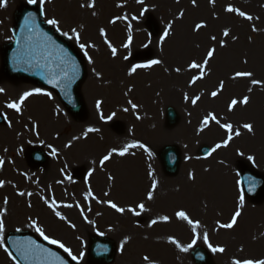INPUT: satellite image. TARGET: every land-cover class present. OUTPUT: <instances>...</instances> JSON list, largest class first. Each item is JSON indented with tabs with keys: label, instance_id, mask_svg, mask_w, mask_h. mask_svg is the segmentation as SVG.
Returning <instances> with one entry per match:
<instances>
[{
	"label": "rangeland",
	"instance_id": "obj_1",
	"mask_svg": "<svg viewBox=\"0 0 264 264\" xmlns=\"http://www.w3.org/2000/svg\"><path fill=\"white\" fill-rule=\"evenodd\" d=\"M89 2L94 3L93 8L81 7ZM26 5L40 9L39 2L28 0H6V6L0 8V89H3L0 115L6 120L0 126V160H3L0 181H4L0 187V220L4 223L0 257L7 264H16L4 251L9 233L28 232L43 240L32 226L34 221L45 235L59 240L78 257L73 260L62 248L50 244L76 264H89L88 246L93 237L115 243L116 255L111 264H149L143 260L144 256L150 258L151 264H193L190 254L195 248L204 249L214 264L264 260V197L259 201L248 199L239 184L242 165L264 177V83L252 85L250 78H232L236 71H251L253 78L264 81V0H214V3L196 0L195 6L192 0H144L143 4L137 0L46 2L43 23L77 51L84 65L79 92L85 113L78 119L66 112L53 92L2 75L1 51L12 42L15 13ZM228 6L252 19L225 11ZM142 9H147L143 16ZM133 16L137 19L133 20ZM53 18L59 21L58 25L46 23ZM149 20L154 23L157 35L150 34ZM170 23L169 35L161 41ZM197 23L205 27L194 30ZM72 28L79 32V41ZM100 29H104V36L100 35ZM225 30L230 33L228 37L223 35ZM129 35L132 42L125 48ZM212 36L216 37L215 41ZM105 40L117 49L116 56H112ZM81 43L92 47L81 50ZM210 48L215 53L206 67L207 74L190 83L199 72L189 70L188 64L192 60L202 62ZM152 60L161 63L137 68L129 74L133 65H147ZM176 68L180 71L176 72ZM35 89L41 92L35 93ZM213 91L219 92L215 98L210 95ZM24 92L33 95L20 104L19 112L7 107L9 103L19 102ZM43 93H49L50 97ZM197 96L200 99L192 104L191 100ZM244 96L249 97L248 103H238L230 112L231 100L239 101ZM97 101H100L99 109ZM168 108L178 118L172 127L165 124ZM209 112L221 123H231L241 132L240 136H233L227 147L211 155V149L227 139V133L214 121L207 127L202 125ZM244 123H251L253 132L243 129ZM89 128L96 131L88 132ZM132 144L136 147H129L124 156L118 155ZM141 144L145 147L141 148ZM166 147H174L180 154L178 170L172 176L163 172L158 158ZM201 148L207 149L205 155L200 153ZM33 149L46 155L44 166L36 168L28 163V154ZM112 149L116 152L101 165L99 161ZM248 156L254 159L250 161ZM108 164L114 165V173L107 171L99 175ZM128 165L140 172L138 184L135 182L133 188L124 182L127 176L124 169ZM122 168L120 182L117 172ZM153 180L157 187L154 198L148 200L147 192ZM222 184L229 187L221 190ZM124 190L127 198L123 197ZM128 190L138 193L129 198ZM89 191L92 196H88ZM20 192L25 195H18ZM241 196L244 202L237 223L231 229L219 228L217 221H230ZM108 200L126 211L116 212L104 203ZM53 201L55 211L48 206ZM138 203L145 205L144 211L136 208ZM129 207L140 214L128 212ZM179 210L199 221L195 233L191 225L175 217ZM57 211L65 219H59L55 215ZM163 216H168L169 221H162ZM153 219L157 223L149 227ZM76 220L84 223L87 232L80 231ZM135 233H140L139 237ZM205 233L211 245L225 251H211L204 242ZM169 237L183 247L193 239L196 243L188 251H181L169 242Z\"/></svg>",
	"mask_w": 264,
	"mask_h": 264
},
{
	"label": "water",
	"instance_id": "obj_2",
	"mask_svg": "<svg viewBox=\"0 0 264 264\" xmlns=\"http://www.w3.org/2000/svg\"><path fill=\"white\" fill-rule=\"evenodd\" d=\"M32 14V19L26 25V17ZM150 31L156 35V28L152 22L148 23ZM14 44L7 46L3 51V71L12 80L21 79L37 86H45L54 90L67 111L73 116H79L83 112V103L78 93V87L84 76L82 62L79 56L70 46L60 40L51 30L46 28L41 20L39 12L34 8H22L16 16ZM35 45V47H34ZM47 58V61L45 60ZM62 61L64 62L62 64ZM39 62L40 67H37ZM75 64V72H72V63ZM45 63L47 66L45 67ZM69 71L73 77L71 83L53 86L58 80L63 79V71ZM177 121L172 109L166 110L167 126L171 127ZM3 121L0 119V124ZM202 149L201 153L206 154ZM31 159L38 165L45 162L40 152H32ZM160 161L167 174H174L179 164V154L175 148H165L160 154ZM241 182L244 193L254 200H259L264 193V178L251 172L245 166L241 170ZM20 241L24 249L29 248L26 236L11 235L8 242ZM31 242V241H30ZM34 254L30 255V259ZM114 257V245L107 240L92 239L89 249V261L92 264H109ZM192 258L196 264H212L210 259L201 249L193 252ZM64 259V257H63ZM66 264H71L66 259ZM50 262V261H49ZM49 262H46L48 264ZM59 264H63L59 262Z\"/></svg>",
	"mask_w": 264,
	"mask_h": 264
},
{
	"label": "snow or ice",
	"instance_id": "obj_3",
	"mask_svg": "<svg viewBox=\"0 0 264 264\" xmlns=\"http://www.w3.org/2000/svg\"><path fill=\"white\" fill-rule=\"evenodd\" d=\"M28 2H29V3H37V2H39V5H40V12H41V15H43V14H44V7H43V5H44L46 2H50V0H28ZM143 2H144V0H137V3H139V4H143ZM192 2H193V5L195 6L196 0H192ZM209 2H210V3H214V0H209ZM5 6H6V0H0V8H3V7H5ZM85 6L88 7V8H93V7H94V3L89 2V3H87L86 5L81 4V7H82V8L85 7ZM118 6H120V5H118ZM145 11H147V9H142L141 12H140V15L143 16L144 13H145ZM225 11H227V12H236L239 16L244 17V18L247 19V20H251V19H252V17L249 16V15H246L245 12L240 11V10H238V9H235V8H233L232 6H228L227 8H225ZM93 15H95V12H93ZM180 15L182 16L183 13H181ZM31 19H32V14L29 13L28 17H26V25H28V23H29V21H30ZM115 19H126V17H116ZM115 19L112 20L111 22H112V23H115ZM132 19L135 20V19H137V17H136V16H133ZM46 23L49 24V25H54V26H55V25H58V24H59V21H58L57 19L53 18V19H48V20L46 21ZM203 27H205V25H204L203 23H197V24L195 25V29H194V30H197V31H198V30L202 29ZM130 28H131V26L129 25V30H130ZM169 28H171V23L168 25V27L165 28V30H164V34L160 37V40H161V41H163V40L165 39V37H167V36L169 35ZM253 30H255V29H253ZM57 31H59V28H57ZM71 31H72L73 35L75 36L76 40L79 41V39H80V34H79V32L77 31V29H76V28H72ZM63 34H64L65 36H68V32H64ZM100 35H101V36H104V35H105V31H104V29H100ZM223 35H224L225 37H228V36L230 35V33H229V31L225 30V31L223 32ZM70 38H71V37H70ZM211 39H212L213 41H215V40H216V37H215V36H212ZM131 42H132V37H131V35H129V36H128V40H127V42L123 45V47H125V48L129 47V45L131 44ZM105 43L108 45V48L110 49L112 56H116V54H117V49H116L115 47H113L112 44H111L109 41L105 40ZM220 45H221V47H223V46H224V42L221 41V42H220ZM79 46H80L81 50H84L86 47H92V45H85V44H83V43H81ZM34 47H35V45H34ZM214 53H215V49H214V48H210V49L207 50V53H206V55L204 56L202 62H198V61H196V60H192V61L188 64V69H189V70L196 69V70H198V72H199L198 75H195V74H194V75L192 76L190 83H195L197 80L204 78V76L207 74V73H206V67H207V65L209 64V61L213 58ZM85 55L87 56V52H85ZM88 59H89V63H91V62H92L91 57H89ZM125 59H127V57H125ZM45 60L47 61V58H45ZM63 63H64V62L62 61V64H63ZM160 63H161L160 60H152V61H150L149 64H147V65H139V64H137V65H133V66L129 69V74L131 75L132 73H135L136 70H137V68H140V67H151L152 65H157V64H160ZM36 66H37V67H40L39 62H37V65H36ZM44 66L46 67V66H47V63H45ZM175 71H176V72H179L180 69H179V68H176ZM72 72H73V73L75 72V64H74V62L72 63ZM72 78H73V77L69 74V71L64 70V71H63V79H62V80H58L53 86H54V87H55V86H58V84H60V83H64L65 86H67L68 84L71 83ZM232 78H233V79H236V78H250V79H251V84H252V85H259V84L264 83V81H261V80H258V79L253 78V73H252L251 71H236V72L234 73V76H233ZM223 87H224V82L221 81L220 84H219V90L222 91V90H223ZM2 91H3V89H0V92H2ZM34 91H35V93H40V92H41L40 89H35ZM248 91L251 92L252 89L249 88ZM43 94H44V95H48V96L50 97V94H49V93H43ZM218 94H219L218 91H213V92H211L210 95H211L213 98H215ZM31 95H33V92H24V93L20 96V98H19V102L9 103V104H7V107H8V108H11V109H14V110H16L17 112H19V111H20V104L23 103V102H24L29 96H31ZM185 99H188V97L185 96ZM199 99H200V97L197 96V97H195V98H193V99L191 100V103H192V104H196L197 101H198ZM248 101H249V97H248V96H244L243 99H242V100H239V101H238L237 99H232L231 102L228 104V110H229L230 112H231V111H234L235 106H236L238 103L247 104ZM129 103H131V101H129ZM99 107H100V101H97V109H99ZM132 107L135 108L136 105H132ZM125 111H127V109H125ZM113 115H114V114H113ZM101 119H103V116L101 117ZM108 119L111 120V119H112V116H109ZM210 121H214V122H216V123L220 126V128H222V129L225 130V132L227 133V139H225L222 143H217V144L211 149V152L209 153V155H211L213 152H215L217 149H219V148H221V147H227L229 141H231V140L233 139V136H240V135H241V132L239 131V129H234V128H233V125H232L231 123H221L220 120L217 118V116L214 115V114L211 113V112H209V113L204 117V119L201 121V123H202V125H203L204 127H207ZM34 127H35V126H34ZM241 127H242L243 129L247 130L248 132H253V130H254V129H253V125H252L251 123H244V124L241 125ZM201 130H202V129H201ZM87 131H88V132H92V131H96V130H95V129H92V128H89ZM74 139H75V138H74ZM68 146H69V145H65V147H68ZM139 146H140L141 148H144V147H145V146L142 145V144L139 145ZM129 147H136V145H135V144H132V145H128V146L124 147L123 150H121V151L118 152V155H120V156H124V155L127 153ZM52 151H53V154H55L56 150L53 149ZM145 151H147L146 148H145ZM114 152H116V149H112L111 152H109L107 155H104V156L102 157V159L99 161L100 164H101V165H104L105 162L108 161V160L111 158V156H112V154H113ZM239 154H240V155H243V153H239ZM253 159H254V158H253L252 156H248V160L251 161V160H253ZM2 164H3V160H0V165H2ZM151 175H152L151 172H149V176H151ZM190 178H192V177L190 176ZM109 179H113V177L110 176ZM3 184H4V181H0V187H3ZM156 187H157V183H156L155 180H153V182H152V186H151V189L147 192V199H148V200H152V199L154 198V197H153V192L155 191ZM18 195L23 196V195H25V193L20 192V193H18ZM29 195H30V194H29ZM104 195L107 196L108 193L105 192ZM88 196H92L91 191H89ZM92 198L95 199L94 196H93ZM4 202L7 203V199H6V198H5V201H4ZM243 202H244V197L241 196V197H240V203L238 204V206H237L236 211L234 212V214L231 216L230 221H229L228 223H220L219 221H217V225H218L219 228L231 229V228L234 227V225L237 223V218L241 215L240 207L243 205ZM46 203H48V202L46 201ZM104 203H107L108 206H109L110 208L114 209V210H115L116 212H118V213H124V212L126 211L125 208H123V207H119L116 203L112 202L111 200L104 201ZM54 204H55V201H53L52 203L48 204V206H49L50 208H53V205H54ZM67 206H68V207H71V205H67ZM136 208L140 209V211L142 212V211L145 210V205H144L143 203H138V204L136 205ZM53 210L55 211L54 208H53ZM127 211H128V212H131L133 215H139V214H140V212H137V211L135 210V208H131V207H129V208L127 209ZM82 214H83V213H82ZM55 215H56L59 219H61V220L65 219V217L62 216V215L60 214V212H58V211L55 212ZM175 217H176L177 219H179V220H181V221H185V222H187L189 225H191V226H192V231H193V233H195L196 228L199 226V221H193V220L189 217V215H188L184 210L176 211V212H175ZM160 219H161L162 221H164V222H168L170 218H169L168 216H163V217H161ZM156 223H157V220L153 219V220L151 221L149 227H151L152 225H154V224H156ZM32 226L35 227L37 233H39V235H40L44 240L48 241L49 244H53V245H56V246L59 247V248H62L65 252L68 253L69 256L72 257L73 260H78V257L72 255L71 250H70L69 248L65 247V245H64L62 242H60V241L57 240V239H52V238H50L48 235H45L43 229H41L40 227H37L34 221H33V223H32ZM73 227H74V225H73ZM3 231H4V223H3L2 220H0V233H3ZM169 242L172 243V244H175L176 247H177V248H180L181 251H188V249L191 248V247L196 243V240L193 239L192 243L189 244L187 247H183V246H181V245H180V244H179L174 238H172V237H169ZM204 242H205V244L208 245V247H209V248L211 249V251H213V252H224V251H225V249L222 248V247H214L213 245H211V244L209 243V241H208L207 233L204 234ZM33 243H34V242H29V248L24 250V255H25L26 257L29 256V255H31V254H34L35 251L37 250L36 248H32V247H31V245H32ZM123 243H124V242H122V244H121V248H123ZM0 247H3V242H2V241H0ZM4 251H5V252H8V249L5 248ZM9 256H11V253H9ZM80 256L82 257V256H83V253H80ZM13 258H14V257H13ZM143 260L146 261V262H149V264H151L150 258H149L148 256H144V257H143ZM233 264H264V260H262V259H255V260H253V259L234 260V261H233Z\"/></svg>",
	"mask_w": 264,
	"mask_h": 264
},
{
	"label": "bare ground",
	"instance_id": "obj_4",
	"mask_svg": "<svg viewBox=\"0 0 264 264\" xmlns=\"http://www.w3.org/2000/svg\"><path fill=\"white\" fill-rule=\"evenodd\" d=\"M173 101L175 102V100L173 99ZM173 101H171L172 103L171 104H173ZM206 105H208V102L204 105V106H206ZM201 110H204L205 108H203V107H201L200 108ZM119 170V172H117V177H119V178H121L120 177V175H122V171H123V168L122 169H118ZM107 171H110L111 173H114V165H111V164H108L106 167H105V169H103V170H101L100 171V173H99V175L102 173V172H107ZM124 171L126 172V174H127V176L125 177V180H124V182H125V184L128 186V187H134L135 185H136V183L135 182H137V184H138V176H140V172H139V170L135 167V168H132L130 165H128V166H126L125 167V169H124ZM102 179H103V177H104V175H101L100 176ZM96 181V180H95ZM103 181H104V179H103ZM118 181H120V182H122V178L121 179H118ZM225 181V180H224ZM96 182H98V181H96ZM224 183V182H223ZM223 186L221 187V190H224V189H226V188H228L229 187V185L228 184H222ZM127 193H128V196H129V198H134L135 196H136V194L138 193V191H131V190H128L127 191ZM125 194V195H124ZM123 197L124 198H127L126 197V190H124L123 191ZM128 198V199H129ZM248 214L249 213H247V217L246 218H248ZM10 220V219H9ZM7 221V222H6ZM77 221V220H76ZM5 227H8V225H9V222H8V220H6L5 219ZM10 224H11V222H10ZM77 225H78V227H79V229H80V231L81 232H87V227L84 225V223H80L79 221H77ZM247 228V227H246ZM145 232L147 233V235H148V231L147 230H145ZM135 235H136V237H139V235H140V233H135ZM0 264H7L1 257H0Z\"/></svg>",
	"mask_w": 264,
	"mask_h": 264
}]
</instances>
